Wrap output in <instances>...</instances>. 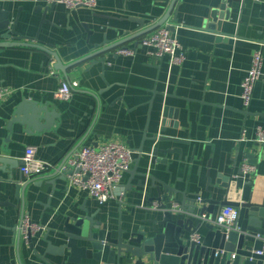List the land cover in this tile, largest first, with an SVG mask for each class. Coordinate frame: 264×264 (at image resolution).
Segmentation results:
<instances>
[{"label": "crops", "instance_id": "0c3cea01", "mask_svg": "<svg viewBox=\"0 0 264 264\" xmlns=\"http://www.w3.org/2000/svg\"><path fill=\"white\" fill-rule=\"evenodd\" d=\"M172 1L96 0L94 7H69L61 1L0 0L15 29L10 37L0 36V87L9 90L0 100V155L19 160L10 170L0 168V200H8L0 205V264H77L67 253L47 251V240L64 241L69 218L100 220L113 235L120 227L127 233L150 227L164 210L149 206L141 180L152 185V199L165 195L170 209L177 201V216L191 215L181 208L188 198L222 199L223 181L238 176L243 189L232 191V198L264 201V142L257 140V129L264 130V78L256 81L249 106L241 98L257 50L264 72V0H176L167 14ZM166 14L158 27L174 25L168 29L185 53L181 63H171L168 55L154 59L141 44ZM121 41L134 53H118ZM51 50L62 64L89 57L64 71L55 67ZM51 64L56 74L49 72ZM62 80L79 81L68 99L55 95ZM24 97L48 103L58 112L55 123L38 131L13 122ZM107 141L135 150L133 172H125L116 187L123 190L119 199L100 202L71 181L69 170L55 173L50 166L34 179L20 170L28 145L36 147L37 158L58 165L74 148ZM157 145L176 150L159 152L152 161ZM244 164L254 169L244 172ZM246 179L253 184H244ZM23 215L40 225L33 246L19 229ZM194 217L203 238L208 220Z\"/></svg>", "mask_w": 264, "mask_h": 264}, {"label": "water", "instance_id": "95a60500", "mask_svg": "<svg viewBox=\"0 0 264 264\" xmlns=\"http://www.w3.org/2000/svg\"><path fill=\"white\" fill-rule=\"evenodd\" d=\"M55 2H52L54 4ZM176 0H173L167 14L175 6ZM54 5H51V8ZM224 8V4L221 6ZM216 11L213 16L216 19ZM167 14L161 18L151 29H155L163 24ZM11 18L8 9L0 5V33L1 37H10L11 32L15 29L10 27ZM174 29V25L168 26ZM18 34V33H17ZM20 38L26 37L18 34ZM124 41L118 42L117 45H123ZM1 43H8L2 41ZM12 44H24L25 42L10 41ZM28 44V43H26ZM40 46L48 51L43 45ZM103 51V50H99ZM98 51V53H99ZM56 56V65L62 70L77 64L89 55L77 58L67 64H62L58 54L51 50ZM91 55V54H90ZM48 103H40L24 97L15 107L12 121H18L30 126L35 130L50 128L55 123V116L58 112L49 110ZM46 122H41V118ZM176 149L161 148L158 145L152 149L151 160L158 158V153L167 154ZM15 158L0 155L1 169L10 170L16 162ZM23 162V160H22ZM21 162V163H22ZM18 163V162H17ZM65 159L58 165H55V173L62 170H69V174L74 171L73 167L62 168ZM9 167H7V166ZM133 172V169H128ZM242 173V170H241ZM241 176L230 181H223L227 193L222 199L213 198H185L190 199L187 205L181 208L187 209L190 216L183 217L169 208L165 195L160 198L152 199L150 191L152 185L140 181L144 186L146 199L149 206L157 202L156 208H162L164 214L162 219L153 220L150 227L141 225L136 230L127 231L119 228L116 235L103 225L100 220L88 218H69L63 226L62 233L65 238L61 244L55 245L52 241L47 240V251L55 254H68L67 260L77 264H264V201H255L252 198L242 200L232 198L231 192H241ZM244 184H253V181L243 180ZM5 192V189H2ZM22 186L18 183L15 185L16 196L19 197ZM209 203L206 205L205 203ZM8 200H0V205L7 204ZM202 203V205H200ZM233 205L238 210V217L232 228L218 226L215 223L216 216L222 207ZM209 211L210 219L206 222L208 228L204 237L197 241L192 234L198 231L201 223H196L195 215ZM199 213V214H198ZM70 219H73L71 221ZM162 225V230L159 227ZM32 232L28 235V240L33 246Z\"/></svg>", "mask_w": 264, "mask_h": 264}, {"label": "built area", "instance_id": "2783aa9c", "mask_svg": "<svg viewBox=\"0 0 264 264\" xmlns=\"http://www.w3.org/2000/svg\"><path fill=\"white\" fill-rule=\"evenodd\" d=\"M52 2L61 1L69 7L96 5V0H50ZM141 44L148 47V52L154 59H160L164 55H168L171 63H181L185 58V53L181 49V44L177 37L166 26L158 27L152 32L141 38ZM135 48L133 46L122 45L117 49L120 54H133ZM263 54L261 50L254 52L252 56L251 66L247 76L241 83V98L246 106H249L254 92V86L259 78H264ZM49 72L56 74L57 71L53 64L50 66ZM79 86L78 80L66 81L62 80L56 89L55 95L61 99L71 97L73 90ZM7 87H0V100L8 94ZM257 140L264 142V130L259 127L257 129ZM135 150L118 141H107L101 145H83L74 148L67 158L62 168L73 167L74 171L70 174L71 181L83 188H87L100 202L107 201L111 198L119 199L123 194V190L118 191L117 186L128 171L130 164L134 159ZM20 165L22 174L28 179L38 178L44 173L46 168L55 167L48 162L37 158L36 147L28 145L22 158ZM254 169L251 164H244L243 171L249 172ZM199 198H201L199 196ZM178 202H173V207L177 209ZM157 202L152 207L156 208ZM172 207V208H173ZM201 218L209 220L210 215L207 212L202 213ZM238 217V210L233 205H227L218 212L215 223L218 226L230 229L235 224ZM40 228V225L31 221L28 215H23L20 220L19 229L28 239L29 233H34ZM192 237L200 241L201 233L198 231L192 234Z\"/></svg>", "mask_w": 264, "mask_h": 264}]
</instances>
